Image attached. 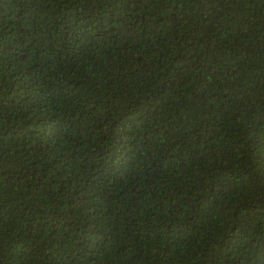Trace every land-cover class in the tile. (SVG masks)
<instances>
[{
    "label": "trees",
    "instance_id": "obj_1",
    "mask_svg": "<svg viewBox=\"0 0 264 264\" xmlns=\"http://www.w3.org/2000/svg\"><path fill=\"white\" fill-rule=\"evenodd\" d=\"M0 264H264V0H0Z\"/></svg>",
    "mask_w": 264,
    "mask_h": 264
}]
</instances>
